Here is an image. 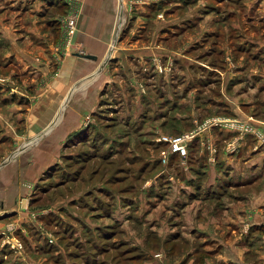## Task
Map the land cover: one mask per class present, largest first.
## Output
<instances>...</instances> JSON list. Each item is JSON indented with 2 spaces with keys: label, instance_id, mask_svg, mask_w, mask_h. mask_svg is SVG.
<instances>
[{
  "label": "crops",
  "instance_id": "1",
  "mask_svg": "<svg viewBox=\"0 0 264 264\" xmlns=\"http://www.w3.org/2000/svg\"><path fill=\"white\" fill-rule=\"evenodd\" d=\"M147 1L136 4L131 17L127 0H81L72 42L64 48L59 45L61 17L68 0H0V264H49L51 251H63L45 237L38 221L46 213L31 208L30 201L54 170L57 177L67 171L63 161L72 155L105 163L125 155L128 167L117 170L126 179L130 171L139 178L150 168L160 169L141 191L131 193L129 187L103 206L109 226L129 220L142 227L154 224L158 248L148 247L145 236L130 230L110 236L127 245L121 262L99 263L79 251L83 257L68 252L74 257L70 264H78V258L83 264H264V148H254L251 135L238 136L211 123L196 130L185 166L171 156L174 167L167 165L160 173L158 146L164 144L156 140L165 135V107L168 114L174 112L168 119L174 124L181 121L178 111L190 109L186 130L201 118L193 115L199 94L189 86L195 81L204 85L205 78L189 70L192 62L178 53L181 37L186 49L217 43L224 56L233 55V49L247 52L246 65H256L234 58L232 68L216 72L218 93L204 95L200 105L206 116L251 114L264 131V36L256 35L258 28L264 30V0H242L239 9L185 0L186 10H172L167 19L153 16ZM168 60L179 64L180 82L158 74L157 63ZM157 96L165 104L159 105ZM134 143L153 144L156 153L149 146L147 156ZM57 218L65 229L67 218ZM88 222L90 230L79 228V233L94 237L102 224ZM164 238L170 246L159 241ZM14 239L21 240L22 250L10 247Z\"/></svg>",
  "mask_w": 264,
  "mask_h": 264
},
{
  "label": "rangeland",
  "instance_id": "2",
  "mask_svg": "<svg viewBox=\"0 0 264 264\" xmlns=\"http://www.w3.org/2000/svg\"><path fill=\"white\" fill-rule=\"evenodd\" d=\"M80 1L81 0H78L77 2L78 6H80ZM146 1L147 0H127V4H128L127 7H129L128 9L129 16L132 17L135 15L134 8L136 4L143 5V3ZM191 1L194 2V0H190L189 2L191 3ZM147 2H150L153 7L151 9L152 11H154L153 16L160 14L159 16H162L164 19H167L168 12H171L172 10H186V6H187L185 3V0H181L180 2H178L177 0H150ZM177 2L178 4H176ZM211 2L214 3L213 7L222 6V8H225L224 6H233V7L235 6L236 8V6L238 5L235 2V0H221L219 1L220 2L219 4L216 3L214 0H211ZM153 4H156L155 7ZM73 5H74V2L72 1L71 5H69L65 9L62 16ZM243 8L244 10H246L245 7ZM236 9H239V8H236ZM260 29L261 28H258V30ZM258 30H256V35L259 36L258 34H261V36L262 35L264 36V30L263 29H261L260 31ZM179 34L180 32L177 33V35ZM178 38H180V36ZM178 40H179L178 45L180 46L178 47V53L180 55L188 57L186 58L188 62H192V63H188V69L193 71L194 73H199V75L202 78H205L204 85H202L203 82L195 81L192 85L189 86L190 90L197 89V94H199L198 101H196V99L194 101V104L197 107H199L200 100L201 98L204 97V95H207L209 93H213V94L218 93V90H219L218 80L215 79L217 76V73L220 74V71H222V69L226 65L229 66V68L230 67L232 68L234 64V58H239L241 56L240 61L241 62L243 61L244 63L242 64L244 65H246V63L248 62L250 58L247 52H243V50L237 51L236 49H233L235 51V53H232L233 55L229 54L228 56L227 55L224 56L223 51L221 49L222 45H219V44L217 45V43H213V45L212 44L206 45L207 47H204L201 44L200 45L197 44L193 48L186 49L187 47L181 46V43L184 41V38L182 40V37H181V39H178ZM163 43L165 42L163 41ZM208 53H211V57H208L207 55ZM255 65H256L255 63L251 65L249 62V65H246V66L253 67ZM156 70L158 74L162 76V80L168 81V80H173L176 78L177 81L180 82V79L182 78V76L177 74V72H181L179 69V64L177 63L173 64L172 61L170 60H168L167 62H158L156 66ZM172 74L174 75L176 74V75L173 76ZM211 78H214V79H211ZM183 83L184 81L179 83V85ZM207 86L209 87H208V91L206 92L205 87ZM161 99L163 100V97L157 98V102L159 103V105L161 104L163 105L164 103V101H162ZM197 107H194V108L192 107L195 113V114L193 113V115L194 117L198 115L201 118L193 119V121H195V125L197 123L201 124L208 118L214 119L216 117L237 118V119H242V120H245L246 118H250L253 120L255 119L253 115L251 114H248L247 116H244V117L228 116V115H220V114L206 116L205 112H203L202 110L203 107L200 105L199 110ZM154 108L157 109V107H154ZM164 110L165 111L163 112L165 113H163V115H164V118L167 120L164 121L165 128L161 132L165 133V135H176L181 132L187 131L186 127L185 126L183 127V124H185V122L188 120V118L192 114L190 109L178 111V114H181L180 115L181 121L176 124L171 123V121L168 120L170 118L169 114L172 116L174 112H171L168 114V111H166V107ZM103 112L104 114H106L108 113V110L105 109ZM186 114L188 115V117L185 116ZM151 115L153 116V114ZM182 115L184 116V118H182ZM95 119H102L101 121L99 120V122H103V120L107 118L96 117ZM108 119L112 120L113 117H109ZM155 127H159V125L156 123ZM133 128L134 127L129 128L130 132L134 130ZM103 129L106 130V128L104 127ZM151 129H154V128H151ZM182 129H185V130L183 131ZM116 130H119V132H121L122 129L121 130L116 129ZM135 130H138V129L136 128ZM230 143L231 142H229L228 144L230 145ZM146 145L147 146H144V145L142 146V145H139L138 143L131 144V146H133L134 148L136 147L135 150L139 149V147L141 146L142 151L144 152H148L149 151L148 147L150 146L152 147L151 152H153V154L156 153V149H154V147L152 146L153 144L149 143L148 145L147 143ZM163 147L164 146L162 145L158 146V152ZM146 155L150 156V152H148ZM124 156L125 155H119L116 159H114L113 162L107 161L108 163H105L104 161H101V160L85 162V160H87L86 158L80 159V158L75 157L74 155H72V158H69L68 156H66L63 161V165H65L63 167V170L65 169L67 171H63V175L61 176L60 174L57 177L56 175L59 172H57V170H54L55 171L53 172L54 176H51L48 179V181H45V183H42L44 188L42 190L37 189L36 192L33 193L32 199L30 201L31 203L30 207L38 209L39 210L38 212L40 214H43V212L46 213V214L44 213L46 215L45 218H43L44 221H38L40 224L43 225L44 229L46 230L45 237L48 238L47 239L48 241L49 239H51L53 243L55 244L59 243L61 247H63V251L59 250V254H55L53 253V251H51L52 253L50 252L48 256V258H50L49 264H64L62 260L63 252L65 254L64 255L65 260H67V263L70 264L69 261L74 259V257L72 258V256H69L68 252H72V251H76L77 255L81 257H83V254L80 252L85 251L87 253V255H84L85 258L90 259L91 258L90 255H91L92 258H94V260L96 259L99 263L101 261L103 263H106L105 260L108 261L110 259L116 263H119L122 260V255L126 254V252L128 251V250H125V251L123 250L124 248L123 246L127 247V245L117 243V239L111 240L110 236L116 235V237L118 238L120 236L126 235L127 234L126 232L130 233V230L131 232L133 230V233L136 235L141 234L139 235L140 236L139 238H142V236H145L144 240L148 247H153L154 250L158 248L157 239H155L154 237L155 235V232L153 231L154 224L148 225L147 223H144L145 227H142L140 226V224L138 225L132 220H129V221H125L123 225L121 224L120 226L112 227V226H109V225H113L110 219L105 218L106 216H105L104 210H107L108 208L103 207L105 206L104 203L116 202L115 198L117 196H120L121 193H123L124 190L128 189L129 187H131L130 189L131 193L136 192L138 189H140L141 191L142 190L141 188L144 187L145 184L152 182L150 181V179H152L151 176L155 173V171H158L160 169V167H158V169L155 167L152 169L150 168L144 174L139 176V178H138V175L135 176L130 171L132 176L130 175L131 178L126 179L125 175H123L119 170H117V168L120 166H122L124 169L128 167V165L125 163ZM173 164L174 162L171 163L170 165L168 163L167 165H169V167H174ZM178 166L180 165L178 164ZM61 180H64V181L60 182ZM106 185H108L109 187L108 188L106 187L105 189L106 191H105L104 188H102V186H106ZM110 188H112L113 191H111ZM150 190L152 191V189H149L148 191L150 192ZM148 191L146 193H148ZM119 208L121 209L120 206ZM120 211L121 210H118V212ZM40 214L37 215V217L40 216ZM58 214H60L63 218L64 217L67 218V220L62 219L63 222L66 220L65 229H62L60 222L57 223L56 221L58 219L57 218ZM50 215H52V217ZM115 216L120 219L122 217V214L119 215L115 213ZM96 218H99V219L97 220ZM89 220H91L94 223L98 222L99 225L102 224V228L101 227L97 228L96 234H94L96 236L94 237H91V236L87 237L86 233H83V232L79 233V228L83 230V227H85L84 230L86 231L90 230L89 222H88ZM107 222L109 223V225L105 224ZM74 232L76 235H74ZM77 234H80V235H77ZM88 234H92V233H88ZM75 236L77 238L79 236L81 239L79 238L73 239ZM17 240L22 245L21 247H23L21 240L19 239ZM159 241H163V243H165V241H169V239L164 238L163 240L160 239ZM75 245H78L79 250L77 249V247H75ZM163 245L168 247L171 244L169 241V243L163 244ZM80 247H83L84 250L81 251ZM19 249L22 250L21 248ZM156 253L157 254L155 255H160L159 251H156ZM77 260H78L77 261L78 264H83L84 260L82 261L81 258H78ZM121 264H124V262Z\"/></svg>",
  "mask_w": 264,
  "mask_h": 264
},
{
  "label": "built area",
  "instance_id": "3",
  "mask_svg": "<svg viewBox=\"0 0 264 264\" xmlns=\"http://www.w3.org/2000/svg\"><path fill=\"white\" fill-rule=\"evenodd\" d=\"M69 5L74 2V5L61 17V22L63 23V35L61 37L59 45L62 47L70 46L72 42V36L76 30L77 17L80 8L77 4L78 0H68ZM161 70V69H159ZM222 125L233 129L237 132L238 136L241 135H251L255 141L254 148L263 147L264 148V131L255 123L253 119L246 118L245 120L237 118H225L216 117L214 119H206L201 124H196L195 128L189 129L185 132H181L176 135H159L156 140L164 144L163 148L158 152V161L162 165L160 173L165 172V168L170 161L171 156L177 158V164L181 167L185 166V161L188 153V144L191 139L195 136L196 130L199 127L206 126L207 124ZM210 145V144H209ZM227 147L231 150L234 149V143L228 144ZM212 148V147H211ZM215 151V150H211ZM209 159H212V155H209ZM52 240L49 239V242ZM8 244L12 248H22L20 242L17 239L14 241H9Z\"/></svg>",
  "mask_w": 264,
  "mask_h": 264
},
{
  "label": "trees",
  "instance_id": "4",
  "mask_svg": "<svg viewBox=\"0 0 264 264\" xmlns=\"http://www.w3.org/2000/svg\"><path fill=\"white\" fill-rule=\"evenodd\" d=\"M186 1H187V0H186ZM186 1H185V2H186ZM235 2H236V3H239V5H240L241 2H242V0H235ZM153 5H154V7H155L156 4H153ZM151 6H152V5H151ZM71 138H72V137H71ZM53 170H54V169H53ZM43 188H44V187H42L41 190H42ZM37 189L40 190V188H37ZM37 189H36V190H37ZM36 190H35V192H36ZM50 216L52 217V215H50ZM84 228H85V227H83V230H84ZM73 239H75V238H73ZM76 239H78V238H76ZM75 247H77V249H78V245H75ZM77 252H78V250H77ZM70 253H76V251H72V252H70ZM76 254H77V253H76Z\"/></svg>",
  "mask_w": 264,
  "mask_h": 264
}]
</instances>
